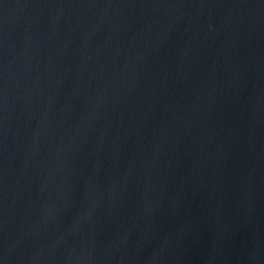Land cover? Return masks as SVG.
I'll return each mask as SVG.
<instances>
[{
    "label": "water",
    "instance_id": "95a60500",
    "mask_svg": "<svg viewBox=\"0 0 264 264\" xmlns=\"http://www.w3.org/2000/svg\"><path fill=\"white\" fill-rule=\"evenodd\" d=\"M0 264H264V0H0Z\"/></svg>",
    "mask_w": 264,
    "mask_h": 264
}]
</instances>
